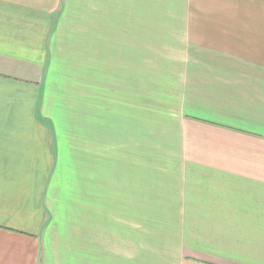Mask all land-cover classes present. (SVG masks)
<instances>
[{
	"label": "crops",
	"instance_id": "1",
	"mask_svg": "<svg viewBox=\"0 0 264 264\" xmlns=\"http://www.w3.org/2000/svg\"><path fill=\"white\" fill-rule=\"evenodd\" d=\"M130 1L0 0V264H136L117 244H136V196L152 197L136 133L152 139V99L169 90L153 96L154 66L174 68L160 75L175 82L168 99L213 100L167 106L183 136L177 120V134L162 128L191 148L176 170H193L169 257L264 264V117L221 100H264V0H196L155 57L150 7L121 13ZM120 60L113 88L104 68Z\"/></svg>",
	"mask_w": 264,
	"mask_h": 264
},
{
	"label": "rangeland",
	"instance_id": "2",
	"mask_svg": "<svg viewBox=\"0 0 264 264\" xmlns=\"http://www.w3.org/2000/svg\"><path fill=\"white\" fill-rule=\"evenodd\" d=\"M146 2L138 1H130V2H121V13L130 9L132 7H136V14H139L140 6L144 8L150 7L151 10V19L146 20V26H150V39H151V49L153 57L156 54H159V49L163 48L168 51V45L173 42L171 41L170 32L173 29H176L177 23L181 24V20L184 17L189 16V12L192 10L199 9V2L196 0H145ZM149 10V11H150ZM146 11V12H149ZM150 21V24H149ZM139 26V20L137 19V30ZM180 26V25H179ZM139 36L137 35V43L136 46L140 47L141 43L138 41ZM146 38H149L146 35ZM73 42L69 44L61 54L66 58L71 53L69 51L70 47L72 46ZM168 44V45H167ZM79 46V45H73ZM164 50L161 53L165 52ZM76 53H80L79 51ZM112 53L113 52H109ZM123 54V51H121ZM110 55V56H111ZM124 55V54H123ZM71 56V55H70ZM69 56V57H70ZM75 56H71L73 58ZM112 58V60H111ZM105 59L106 62L116 64L117 60L113 57ZM74 59V58H73ZM159 59V58H158ZM157 60V58L155 59ZM154 61V60H153ZM121 60L119 61V66L110 65V67H105V80L107 77H113L112 84H109L111 87L115 88L117 85L118 76H121L125 72V66L120 65ZM143 68H136L137 72L142 70ZM174 68L169 67H152L151 72V80H152V90L153 96H158V94L162 91H166L167 88L169 89L166 91L164 96L159 98H153V128H152V139H147L145 136V131L140 130L137 131V144H136V162L142 167V169H146L147 171L151 172V180L149 184L151 185L152 197L146 196V201L144 202V196H136V204L137 210L135 212L134 218L130 220H135V231L137 235V242L134 245L132 242H123L122 240L118 242V249L124 253H131L134 254V250H136V264H182L183 259L179 257H169V255L173 250H176V244H172L171 246L169 243L171 241H175L176 232L178 230L177 227H174L176 215L177 213L181 215H186L187 212H183L182 209L186 208L189 209L192 200L188 194H185L187 189V182L189 183L188 186L191 185L192 182V174L193 170L191 167L183 168L182 170H176L177 164L174 162L175 157L177 155L186 154L185 152L191 151V148H185L184 151L181 150V132L183 136V130L181 121L182 117L184 118L185 115L182 113V109H178L176 112V118L173 116L169 111L170 109L167 108L168 104H176L177 101L184 102L189 98V104L191 105L193 101H201L200 104L203 102L204 104L209 102L210 106H213V100H205V99H192L190 97L191 94H198L197 92L189 91V93H184L183 97L180 99L172 98L168 99L167 95L173 94L176 95V91L170 90L171 88H175V82L167 81L166 79L161 80V74H166V70L173 71ZM72 70L77 71L78 68H72ZM143 72V71H142ZM148 72V68H146V73ZM170 83V84H169ZM188 88L192 87V84H187ZM184 87V84H183ZM187 95V96H186ZM138 96V95H137ZM78 97V95H76ZM172 97V96H171ZM186 98V100H185ZM222 102H235L239 104L240 112L244 111H258L261 112V116L264 117V100H257V99H235V100H226L221 99ZM205 101V102H204ZM137 106H139V99L136 100ZM166 105L165 109L156 110L154 107ZM184 107V105H183ZM185 110V109H183ZM163 112V113H161ZM254 113V112H253ZM256 114V113H255ZM168 116V119L165 123L159 124V119L162 117V120ZM264 120V118H262ZM73 120V116L69 118V122ZM171 120V121H170ZM178 121L179 131L178 136L181 139H176L174 135L170 134L168 131L164 130L162 127L165 126L167 129H172L176 134L177 131L174 127L177 126ZM174 122V123H173ZM138 130V129H137ZM147 134V133H146ZM151 142V143H150ZM189 147V146H187ZM140 151V152H139ZM69 152V149H68ZM146 153V154H144ZM70 154V153H69ZM151 156V158H149ZM66 160H69L66 157ZM63 162V161H62ZM73 170L71 164H69ZM80 166V164H77ZM186 182V183H185ZM178 187H181L178 188ZM173 191H181V194H172ZM167 192V194H166ZM157 193V194H156ZM180 198V203L182 209H177L176 206L179 202L178 199ZM184 199V201H183ZM147 206L148 208L144 207ZM183 212V214H181ZM128 223V221H127ZM129 224V223H128ZM120 225L126 226V224L121 223ZM152 232V241H149L147 238L148 234L150 235ZM53 233L58 234L57 231L53 230ZM57 238V237H55ZM173 243V242H171ZM61 243L57 242V247H59ZM61 247V246H60ZM59 247V248H60ZM58 248V250H60ZM171 252H170V251ZM133 251V252H132ZM59 252V251H58ZM56 263V260H55ZM114 263L113 261L108 262V264ZM69 264H75V261L69 262Z\"/></svg>",
	"mask_w": 264,
	"mask_h": 264
}]
</instances>
